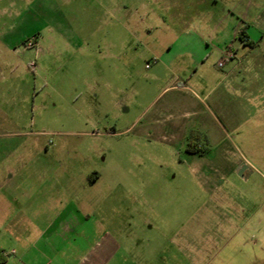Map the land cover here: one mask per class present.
<instances>
[{"label": "rangeland", "instance_id": "obj_1", "mask_svg": "<svg viewBox=\"0 0 264 264\" xmlns=\"http://www.w3.org/2000/svg\"><path fill=\"white\" fill-rule=\"evenodd\" d=\"M195 1L0 0V170L23 155L28 169L73 172L77 190L84 181L91 187L87 176L97 173L80 193H90L99 216L131 230L134 240L124 246L146 262L257 264L264 113L232 128L221 119L202 155L159 128L163 102L189 98L155 100L176 66L152 68L153 59L183 42L185 23L176 16ZM197 9L212 16L205 26H242L243 0H203ZM193 128L188 133L200 132Z\"/></svg>", "mask_w": 264, "mask_h": 264}, {"label": "crops", "instance_id": "obj_2", "mask_svg": "<svg viewBox=\"0 0 264 264\" xmlns=\"http://www.w3.org/2000/svg\"><path fill=\"white\" fill-rule=\"evenodd\" d=\"M256 2L243 0L240 28L220 21L205 26L212 16L205 18L197 9L203 0L190 4L196 7L191 12L180 7L176 18L185 23L180 31L183 42L175 52L173 44L166 46L171 55L155 57L152 67L162 62L166 67L176 66L167 70L169 75L155 100L169 93L189 98L163 102L160 109L166 112V122L159 128L168 139L173 132L184 139L195 126L213 144L211 131L221 126V119L232 128L236 121L246 123L255 110L264 113V5ZM170 18L173 22L174 15ZM228 47L233 58L218 67ZM151 76L162 80L154 72ZM261 129L255 128L259 138ZM72 178L70 171L28 169L23 155L14 166L6 161L0 170V264H154L125 248V242L134 240L131 230L125 234L119 220L99 216L98 208L89 203L90 193H80L91 189L100 176L89 174L91 187L84 181L85 188L80 190ZM257 264H264V257Z\"/></svg>", "mask_w": 264, "mask_h": 264}, {"label": "trees", "instance_id": "obj_3", "mask_svg": "<svg viewBox=\"0 0 264 264\" xmlns=\"http://www.w3.org/2000/svg\"><path fill=\"white\" fill-rule=\"evenodd\" d=\"M204 142V145H200L199 142ZM185 150L192 154H205L208 152L207 140L202 133L191 130L187 137L185 143Z\"/></svg>", "mask_w": 264, "mask_h": 264}, {"label": "built area", "instance_id": "obj_4", "mask_svg": "<svg viewBox=\"0 0 264 264\" xmlns=\"http://www.w3.org/2000/svg\"><path fill=\"white\" fill-rule=\"evenodd\" d=\"M233 58V51L230 47L226 48L223 52L221 59L218 61L217 66L222 67L223 64Z\"/></svg>", "mask_w": 264, "mask_h": 264}]
</instances>
